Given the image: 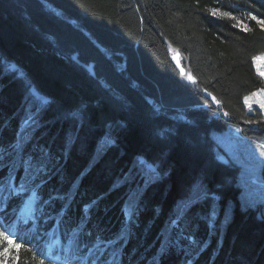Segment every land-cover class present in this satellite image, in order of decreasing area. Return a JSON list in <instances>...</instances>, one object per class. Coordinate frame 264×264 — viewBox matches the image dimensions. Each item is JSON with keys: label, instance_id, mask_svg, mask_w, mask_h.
Returning a JSON list of instances; mask_svg holds the SVG:
<instances>
[{"label": "trees", "instance_id": "16d2710c", "mask_svg": "<svg viewBox=\"0 0 264 264\" xmlns=\"http://www.w3.org/2000/svg\"><path fill=\"white\" fill-rule=\"evenodd\" d=\"M257 18L264 0H0L10 264H264V203L213 135L233 124L264 141V112L244 101L264 88ZM33 156L46 164L29 185L43 203L19 219L26 195L6 185ZM141 162L159 177L147 183Z\"/></svg>", "mask_w": 264, "mask_h": 264}, {"label": "rangeland", "instance_id": "374dc122", "mask_svg": "<svg viewBox=\"0 0 264 264\" xmlns=\"http://www.w3.org/2000/svg\"><path fill=\"white\" fill-rule=\"evenodd\" d=\"M215 12L224 14L220 9H216ZM257 20L259 22L263 21L261 18H257ZM246 24L244 19L239 20V25L246 26ZM254 64L258 73L264 78V53L255 57ZM244 101L249 113L254 112L255 108H260L264 112V88H259L249 93L245 96ZM213 135L221 145L220 156L230 159L241 166L242 177L240 183L244 187V191L247 192L249 189V192L252 193L250 195L253 202L264 203V180L262 179L264 177V163H261V161H264V156L260 155L261 150H264L261 148V146H264V141L260 142L257 139L242 135L240 128L233 124H229L224 131L214 132ZM141 163L147 183L159 177L158 172L156 177H151L148 174V165L144 162ZM253 171L255 172V177L251 175ZM6 235L5 232L4 234L0 233V245L3 243L2 246H7L5 249L8 248L7 255H5V249L0 251V264H10L12 254L9 249L15 247L13 240L7 235L11 239L10 243L9 239L5 238Z\"/></svg>", "mask_w": 264, "mask_h": 264}, {"label": "snow or ice", "instance_id": "6c2138e0", "mask_svg": "<svg viewBox=\"0 0 264 264\" xmlns=\"http://www.w3.org/2000/svg\"><path fill=\"white\" fill-rule=\"evenodd\" d=\"M213 14L215 15V12ZM225 15H227V13H225ZM252 19L255 20L256 17L253 16ZM260 23L264 25V21H260ZM245 30H247V28H245ZM189 79L194 80V78L191 76H189ZM253 95H256V94H253ZM213 99H215V97H213ZM43 102L46 103V101H43ZM217 103L219 102L217 101ZM28 123L30 126H32V125H35L36 121L30 117ZM261 148L264 149V146H261ZM16 150L17 151L21 150L20 144H17ZM41 155L43 156V154ZM260 155L264 156V150H261ZM261 163H264V161H261ZM23 164L25 165L24 166L25 176L23 180H21L18 184H14L12 182L13 177L9 176V183L6 185V190L9 194V197H12V198H17L21 194L26 195V199L22 201V207H20L19 209L20 216L18 218L19 219L28 218V219L35 220L36 218L35 213L40 210L39 206L41 203H43V198L40 194L38 186L33 187L31 188V190H29V185L36 183V181L40 178L41 173L46 168V164L44 163V159L40 157H36V156L29 158V160L27 161H23ZM148 174L151 177H156L158 175L156 169L151 166H148ZM251 175L255 177V172L253 171ZM253 182L255 181L253 180ZM4 190L5 189H0V203L8 199V197H4L2 195ZM201 190L202 189L198 187V192ZM199 198L200 197L197 196L196 199H199ZM194 202H195L194 200L188 201L185 207L186 208L191 207ZM12 230L14 231V228ZM76 237H77V233L74 232L73 238L75 239ZM5 238L9 239V242L11 243V239L8 236H6ZM102 247H103L102 244L94 245L92 248L88 249V253L90 254V256H96L101 251ZM7 252H8V249H5V255H7ZM41 264H43V261H41ZM93 264H95L94 261H93Z\"/></svg>", "mask_w": 264, "mask_h": 264}, {"label": "water", "instance_id": "95a60500", "mask_svg": "<svg viewBox=\"0 0 264 264\" xmlns=\"http://www.w3.org/2000/svg\"><path fill=\"white\" fill-rule=\"evenodd\" d=\"M173 58H174V60H175L176 65L180 68L181 72H182L183 74H186V73H187V70H186L185 67L183 66L180 52H176V53L173 55ZM74 59L77 60V55H74ZM83 65L85 66V68H86V69H87L92 75H96L95 70H94V67H93V63H91V64H83ZM222 160L226 161V158H223V157H222Z\"/></svg>", "mask_w": 264, "mask_h": 264}, {"label": "bare ground", "instance_id": "6f19581e", "mask_svg": "<svg viewBox=\"0 0 264 264\" xmlns=\"http://www.w3.org/2000/svg\"><path fill=\"white\" fill-rule=\"evenodd\" d=\"M245 99V98H244ZM224 158V157H223ZM221 159H222V156H221ZM45 220V219H44ZM76 231V230H75ZM21 233H23V232H21ZM66 234V233H65ZM68 239V238H67ZM68 243V242H67ZM23 244V243H22ZM94 244V243H93ZM69 247V246H68ZM67 249V248H66ZM11 255V254H10ZM13 258V257H12Z\"/></svg>", "mask_w": 264, "mask_h": 264}]
</instances>
